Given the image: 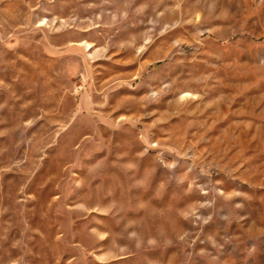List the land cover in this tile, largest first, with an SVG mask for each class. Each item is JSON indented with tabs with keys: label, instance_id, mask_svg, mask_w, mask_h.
I'll list each match as a JSON object with an SVG mask.
<instances>
[{
	"label": "rangeland",
	"instance_id": "374dc122",
	"mask_svg": "<svg viewBox=\"0 0 264 264\" xmlns=\"http://www.w3.org/2000/svg\"><path fill=\"white\" fill-rule=\"evenodd\" d=\"M0 264H264V0H0Z\"/></svg>",
	"mask_w": 264,
	"mask_h": 264
}]
</instances>
